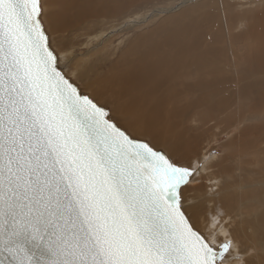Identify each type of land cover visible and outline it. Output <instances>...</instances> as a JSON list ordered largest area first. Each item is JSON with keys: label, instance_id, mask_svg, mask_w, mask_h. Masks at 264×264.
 <instances>
[{"label": "snow or ice", "instance_id": "6c2138e0", "mask_svg": "<svg viewBox=\"0 0 264 264\" xmlns=\"http://www.w3.org/2000/svg\"><path fill=\"white\" fill-rule=\"evenodd\" d=\"M91 2L0 0V264H264V235L235 234L220 181L187 195L218 167L224 130L193 118L205 146L186 159L181 143L156 144L151 79L116 93L94 78L93 54L164 6L117 0L133 11L68 31L69 5ZM62 27L75 41L56 39Z\"/></svg>", "mask_w": 264, "mask_h": 264}, {"label": "rangeland", "instance_id": "374dc122", "mask_svg": "<svg viewBox=\"0 0 264 264\" xmlns=\"http://www.w3.org/2000/svg\"><path fill=\"white\" fill-rule=\"evenodd\" d=\"M138 2L162 5L164 6L163 14L137 30L132 36L119 37L118 39L123 41L122 44L114 46L110 42L104 49L94 53L97 59L93 68L94 78L99 79L105 76L110 67L121 59L123 51H126L134 41L148 35L152 36L154 33V37L157 36L154 40H161L164 33L159 35L158 30L161 29V32L168 33L181 22L190 36L200 37L202 45L206 40L203 45L204 50L208 45L216 47L217 56L215 55L214 61L210 62L212 65L208 63L205 69L207 71L215 69L216 76L220 78L215 80L217 84L221 82L217 86V94L220 97L225 98L227 93L232 92L233 101L229 110L232 107L236 108L237 98H240L238 92L244 86L252 88L254 86L253 89L260 90L255 94L261 93V95H256L253 100L240 98L241 104L244 103L247 110L243 119L233 112L235 115L231 117V120L228 119L219 124L213 123V126L219 125L225 132L214 145L219 153V156L215 158L219 162L218 167L214 173L197 177L199 183L193 187L199 191L187 194L189 198L199 200L200 195L210 187L209 176L220 181L223 188L221 195L217 197V203L223 207L225 212L236 218L233 225L235 234L244 238L246 242L251 236V242L258 245L261 235H264L260 230L261 222L264 221V102H262L264 101V0H183L190 5L195 3V7L175 9L169 6L180 5L182 0H138ZM129 11L133 9L125 12ZM99 16L86 18L79 23L78 27L83 24L85 27L104 28L107 23L106 15L101 14L102 17L98 18ZM68 26V31L76 28L69 26L68 29ZM252 26H256L258 30H254ZM62 31L60 30L61 33L56 36L57 40L67 43L75 41V36L65 35V29ZM87 47L88 41L85 40L79 50L86 51ZM249 53L251 56L248 55ZM258 56L261 58L258 59ZM252 58L256 59L254 62L257 63V68L251 67H254L251 62ZM242 69L245 74L241 71ZM246 76L248 78L241 79ZM223 89L228 91L223 92ZM189 97L192 100L197 97V94ZM255 98L260 99V102H255ZM198 112L200 111L196 109L187 121L188 123L185 124L191 126V120L199 116ZM244 129L248 130L245 135ZM202 139L203 137L198 138L200 146L192 149L190 154L185 156L186 159L195 158L202 152L205 146L204 139ZM164 147L166 145L162 148ZM256 197L261 202L257 205Z\"/></svg>", "mask_w": 264, "mask_h": 264}, {"label": "bare ground", "instance_id": "6f19581e", "mask_svg": "<svg viewBox=\"0 0 264 264\" xmlns=\"http://www.w3.org/2000/svg\"><path fill=\"white\" fill-rule=\"evenodd\" d=\"M68 9L69 15L72 17L68 25L78 28L79 23L88 17L95 16L94 18H97L96 16H101V14L108 17L113 13H124L132 8H124L117 3V0H92L91 3L69 5ZM251 28L257 29L256 26ZM192 29L197 30L198 28ZM62 30H64L63 27L61 32H63ZM160 30L157 31L159 35L164 33L161 40H154L157 37H154V33L152 36L148 35L134 41L126 51H123L121 59L110 67L109 72L97 80L108 83L113 92L128 93L141 88L146 79H151L152 93L145 97V102L149 105L152 114L161 119L164 125L161 129L162 137H157L156 144L159 146L161 144L163 147L168 142L181 143L185 148V156H187L192 149L200 146L198 138L190 135L188 131L190 126L185 124L188 123L187 121L196 109L200 111L197 118L210 123L219 124L228 121V119L231 120V117L233 118L235 115L233 112L243 119L247 110L244 103L241 104L240 98L253 100L256 95L260 96L261 93L255 94L258 89H253L254 86L253 88L244 86L238 92L240 98H237L236 108L232 107L229 110L233 101L232 92L227 93L225 98L220 97L217 94V86L221 82L215 83V80L220 78L216 76L215 69L210 71L205 69L208 63L212 65L210 62L214 61L213 58L217 54L216 47L208 45L204 50L203 45L206 40L202 45L200 37L190 36L181 22L168 33ZM258 54L260 55V53ZM259 58L261 57L258 56ZM254 61L256 59L251 60L254 65L251 67L257 68L258 65ZM241 71L245 74L243 69ZM245 78L248 76L241 79ZM222 91L227 92L228 90L223 89ZM193 94H197V97L191 100L189 96ZM254 101L259 103L260 99L255 98ZM226 105L228 106L225 107ZM246 132L248 130L244 129V135ZM255 202L256 205L259 204V198L256 197Z\"/></svg>", "mask_w": 264, "mask_h": 264}]
</instances>
